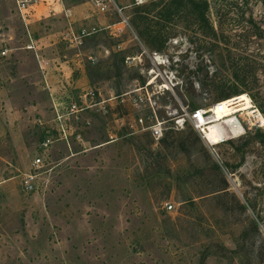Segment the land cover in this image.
<instances>
[{
	"label": "rangeland",
	"instance_id": "1",
	"mask_svg": "<svg viewBox=\"0 0 264 264\" xmlns=\"http://www.w3.org/2000/svg\"><path fill=\"white\" fill-rule=\"evenodd\" d=\"M241 93L264 0H0V264H264V126L191 118Z\"/></svg>",
	"mask_w": 264,
	"mask_h": 264
},
{
	"label": "bare ground",
	"instance_id": "2",
	"mask_svg": "<svg viewBox=\"0 0 264 264\" xmlns=\"http://www.w3.org/2000/svg\"><path fill=\"white\" fill-rule=\"evenodd\" d=\"M211 114L203 119L200 130L204 140L216 145L228 139H233L243 133V127L236 114L243 112L249 119L256 121L260 126H264V117L253 106L250 97L241 93L223 99L204 111Z\"/></svg>",
	"mask_w": 264,
	"mask_h": 264
},
{
	"label": "built area",
	"instance_id": "3",
	"mask_svg": "<svg viewBox=\"0 0 264 264\" xmlns=\"http://www.w3.org/2000/svg\"><path fill=\"white\" fill-rule=\"evenodd\" d=\"M32 1L34 0H16L18 10L20 11L21 14H23L26 11V9L28 8V6H30ZM206 117H207V114L202 109H194L191 111V118L194 121L195 126L199 127L202 124L203 119H205ZM161 131H162V128L160 124L153 125L151 128V133L155 138L161 135ZM48 141L49 140L47 139V142ZM42 166H43V162L40 157H37L32 161V167L34 169H39ZM34 178H35V174L26 175V177L23 179V186L25 190H32L34 188L33 186ZM165 207L166 209L170 210L172 208V205L166 204Z\"/></svg>",
	"mask_w": 264,
	"mask_h": 264
}]
</instances>
